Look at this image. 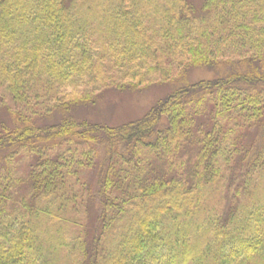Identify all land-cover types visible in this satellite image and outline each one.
I'll return each instance as SVG.
<instances>
[{
  "label": "trees",
  "instance_id": "16d2710c",
  "mask_svg": "<svg viewBox=\"0 0 264 264\" xmlns=\"http://www.w3.org/2000/svg\"><path fill=\"white\" fill-rule=\"evenodd\" d=\"M0 264H264V0H0Z\"/></svg>",
  "mask_w": 264,
  "mask_h": 264
},
{
  "label": "rangeland",
  "instance_id": "374dc122",
  "mask_svg": "<svg viewBox=\"0 0 264 264\" xmlns=\"http://www.w3.org/2000/svg\"><path fill=\"white\" fill-rule=\"evenodd\" d=\"M215 75L216 72L214 71L198 68L192 69L186 78L180 79L178 83L174 84L161 82L141 91L133 90L128 93L121 92V94L109 90L100 97L97 103L83 106L80 110L77 109L75 113H77L76 116L79 118H88L111 125L120 124L143 116L158 98H161L169 90L175 88V85L178 86L184 82L212 78ZM256 130L257 128L252 133L256 134Z\"/></svg>",
  "mask_w": 264,
  "mask_h": 264
}]
</instances>
